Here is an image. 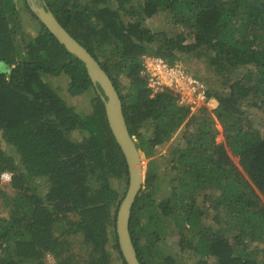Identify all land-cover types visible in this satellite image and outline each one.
I'll use <instances>...</instances> for the list:
<instances>
[{"label": "trees", "instance_id": "1", "mask_svg": "<svg viewBox=\"0 0 264 264\" xmlns=\"http://www.w3.org/2000/svg\"><path fill=\"white\" fill-rule=\"evenodd\" d=\"M46 2L113 79L147 160L130 223L142 264H186V255L194 264H264V129L250 113L264 111V0ZM27 8L35 36L17 0H0V61L10 67L0 72V264H127L116 230L126 191L113 186L129 182L125 155L85 63ZM161 11L188 36L152 29L147 21ZM144 55L198 77L191 67L203 60L217 107L191 112L170 89L151 95ZM45 75H66L71 96L93 89L92 109L77 111ZM174 235L179 251L168 253Z\"/></svg>", "mask_w": 264, "mask_h": 264}, {"label": "water", "instance_id": "2", "mask_svg": "<svg viewBox=\"0 0 264 264\" xmlns=\"http://www.w3.org/2000/svg\"><path fill=\"white\" fill-rule=\"evenodd\" d=\"M26 1L30 10L58 41L70 53L85 63L89 76L104 102L110 128L122 148L129 168L128 189L120 203L116 218L118 241L127 264H142L133 243L130 223L132 208L144 187L146 176L145 158L138 148L136 138L130 133L120 93L109 73L94 55L59 21L46 0Z\"/></svg>", "mask_w": 264, "mask_h": 264}, {"label": "rangeland", "instance_id": "3", "mask_svg": "<svg viewBox=\"0 0 264 264\" xmlns=\"http://www.w3.org/2000/svg\"><path fill=\"white\" fill-rule=\"evenodd\" d=\"M25 3L27 4L26 0H17V7H18L19 14L21 15L22 25L25 31L27 32V35L35 36L37 34L38 23L33 17L32 13L28 10L27 8L28 4L25 5ZM147 24L154 30H165L169 32L170 34L184 33L186 36H188V33L190 31L188 28L182 26L181 24H175L173 20L171 19V15L165 11H161L157 13L156 15H154L153 17L149 18L147 21ZM188 39L190 40V36L188 37ZM191 68L194 72H197L199 74L200 78L203 79L209 87V83H212L213 78L210 76L207 70L206 63L203 60H200L199 62H197L196 60L195 62H193V65ZM9 69L10 67L6 63L0 61V72H7L9 71ZM45 78L54 88L57 89V91L61 94V96L64 97L66 101L71 106H73L77 111L79 112L90 111V109H92V99L95 96V91L93 89H90L88 92L78 95V96H71L67 91L68 77L66 75H62L60 77H55L52 75L51 76L45 75ZM122 88H123V91L125 92L126 88L124 85L122 86ZM210 105L211 107L214 106V102L211 101ZM250 113L251 115H254L257 118V126L263 130L264 129V111L261 109L251 110ZM176 135L177 136L174 137L172 142H177L176 140L181 136V134L179 133ZM73 136L74 138H79L80 134L78 132H75ZM217 140L220 143H225V137L223 136V134H220ZM172 142H168L166 145L160 146L158 148V154L168 152V149L170 148L171 146L170 144ZM2 145L8 149L5 141L2 142ZM233 159L236 163H238L239 161L238 158L233 157ZM144 160H145L144 165L146 167L147 160L146 159ZM8 182L9 181H6V180H3L2 182L6 189L9 188L6 185ZM128 185L129 184H128L127 178L113 180V186L118 188L121 192L127 191ZM163 185H164V188L163 190H161V195L165 194L164 191L166 190V187H167V181L164 180ZM0 202L1 203L4 202L2 198H0ZM7 214L8 212H7V209L5 208L3 215H7ZM166 242H167V247L165 251H167L168 253H172V252L175 253L179 251L178 246H177L178 245L177 241L175 240V235L171 237V239H168ZM185 258H186L185 259L186 264H194L193 259L189 255H186ZM46 263L55 264L52 258H48L46 260Z\"/></svg>", "mask_w": 264, "mask_h": 264}, {"label": "built area", "instance_id": "4", "mask_svg": "<svg viewBox=\"0 0 264 264\" xmlns=\"http://www.w3.org/2000/svg\"><path fill=\"white\" fill-rule=\"evenodd\" d=\"M141 75L145 78L151 95H155L165 89L172 90L178 95L179 104L189 106L191 112H195L203 106L214 109L210 105L211 100L207 83L196 76L180 62L170 63L157 55H144ZM2 180L9 181L11 174L4 172Z\"/></svg>", "mask_w": 264, "mask_h": 264}, {"label": "crops", "instance_id": "5", "mask_svg": "<svg viewBox=\"0 0 264 264\" xmlns=\"http://www.w3.org/2000/svg\"><path fill=\"white\" fill-rule=\"evenodd\" d=\"M214 99H215V97H214ZM214 105L217 107V105H218V101L215 99V103H214Z\"/></svg>", "mask_w": 264, "mask_h": 264}]
</instances>
